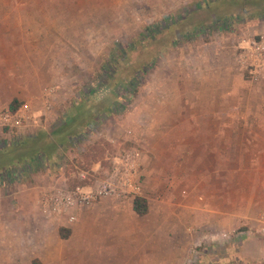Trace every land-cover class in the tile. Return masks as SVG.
Listing matches in <instances>:
<instances>
[{
  "label": "rangeland",
  "instance_id": "obj_1",
  "mask_svg": "<svg viewBox=\"0 0 264 264\" xmlns=\"http://www.w3.org/2000/svg\"><path fill=\"white\" fill-rule=\"evenodd\" d=\"M253 36L264 37V0H0V114L15 99L27 115L17 128L0 120V191L34 182L44 189L63 182L72 186L79 170H105L113 155L133 146L143 154L138 196L151 207L150 219L138 222L166 218L175 235L176 214L190 200L184 199L189 183L181 176L176 152L166 158L160 142L148 141L159 148L150 150L141 139L152 138L167 121L161 118L163 81L169 75L178 79L177 60L183 54L188 68L199 56L203 70H213V56L220 49L231 64ZM35 49L51 52L56 66L36 72L16 69L15 61L27 58L21 53ZM150 96L158 99L151 102ZM89 125L92 133L83 136ZM34 135L38 138L30 137ZM23 158L27 161L21 162ZM19 171L22 177L15 179ZM87 209L75 210L70 227L57 222L58 231L72 232ZM101 218L97 222L111 223L107 216ZM237 226L227 232L244 225ZM86 233L82 227L61 244L68 257L57 264H104L98 253L106 250L105 242H85ZM215 248L220 253L224 247Z\"/></svg>",
  "mask_w": 264,
  "mask_h": 264
},
{
  "label": "crops",
  "instance_id": "obj_2",
  "mask_svg": "<svg viewBox=\"0 0 264 264\" xmlns=\"http://www.w3.org/2000/svg\"><path fill=\"white\" fill-rule=\"evenodd\" d=\"M50 53L39 49L23 52L27 62L15 61V68L49 71L51 64L55 65ZM223 58L220 49L213 56V70L206 71L199 56L193 58V68H188L185 54L181 60L178 58V79L169 75L162 86L161 118L167 121L152 138H141L144 146L150 150L160 148L166 158L176 152L181 176L189 183L184 199L190 200L184 201L176 214L175 235L166 218L138 222L139 218L150 219L151 207L139 217L132 209V198H103L81 213L80 222L63 239L57 220L45 217L36 203L39 192L46 187L26 183L0 191V262L60 263L68 257L61 244L70 242L83 227L89 232L85 242H105L106 250L98 253L104 264H183L194 241L203 233L196 228L229 231L244 225L220 253L214 251V246L205 248L200 263L236 259L243 264H264V82L252 81L237 55L231 64ZM188 75L190 78H186ZM157 99L149 97L151 102ZM170 106L176 110L170 111ZM153 119L156 121L157 116ZM42 129L54 142L53 133L46 126ZM152 140L160 142L161 147L148 142ZM25 161L27 158L21 162ZM21 177L19 171L15 179ZM231 206L237 209L233 211ZM102 215L111 223L97 222ZM158 238L162 242H155Z\"/></svg>",
  "mask_w": 264,
  "mask_h": 264
},
{
  "label": "built area",
  "instance_id": "obj_3",
  "mask_svg": "<svg viewBox=\"0 0 264 264\" xmlns=\"http://www.w3.org/2000/svg\"><path fill=\"white\" fill-rule=\"evenodd\" d=\"M238 63L246 70L252 81L264 82V37H251L241 47ZM27 118L26 107L20 106L15 111L6 110L0 114L2 125L8 128L20 127ZM83 136H89L93 125ZM143 154L136 147L122 148L109 159V167L79 170L77 183L70 186H52L41 190L37 197L39 210L47 218L57 220L62 226L70 227L76 220L75 210H81L103 199H125L139 195L142 188L141 161ZM66 161V160H65ZM63 164L66 163L63 160ZM236 233L227 231L203 232L197 238L183 264H202L200 258L205 248L214 246L223 248L226 242L236 239ZM205 264H225L217 260ZM238 264V263H237Z\"/></svg>",
  "mask_w": 264,
  "mask_h": 264
},
{
  "label": "trees",
  "instance_id": "obj_4",
  "mask_svg": "<svg viewBox=\"0 0 264 264\" xmlns=\"http://www.w3.org/2000/svg\"><path fill=\"white\" fill-rule=\"evenodd\" d=\"M22 105V102H17V100H13L9 105H8V110L10 111H15L18 107ZM32 139H35L33 136H30ZM62 144L58 143V145ZM132 209L134 213L139 216H145L148 211H149V206L147 200L142 197L135 195L132 198ZM71 231L69 228H59V235L61 238H67L70 235ZM32 264H38L37 262H33Z\"/></svg>",
  "mask_w": 264,
  "mask_h": 264
}]
</instances>
